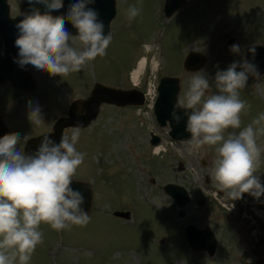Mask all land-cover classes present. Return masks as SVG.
I'll list each match as a JSON object with an SVG mask.
<instances>
[{"label":"rangeland","instance_id":"1","mask_svg":"<svg viewBox=\"0 0 264 264\" xmlns=\"http://www.w3.org/2000/svg\"><path fill=\"white\" fill-rule=\"evenodd\" d=\"M25 0H9L12 17ZM171 19L165 18V0H118L112 23V42L104 57L89 62L80 72L65 77L29 68L37 89L26 94L0 85V117L18 134L20 150L34 137L53 131L61 117L68 116L72 103L86 99L96 83L117 88L133 86L132 73L147 57L145 83H158L165 76L181 80L180 101L185 99L197 73H188L184 61L191 52L202 53L207 65L199 71L209 81L207 95L216 94L215 76L246 59L252 46H264V0H185ZM136 6L140 15L128 19ZM234 39L233 44H228ZM239 45L240 53L231 51ZM159 70L156 71V68ZM241 69L238 67L237 71ZM240 99L249 106L241 113V129L264 113V75L249 74ZM40 110L42 124L29 119ZM241 129H228L238 133ZM72 129L65 131L71 137ZM169 128H161L154 113L118 110L102 106L100 116L82 129L76 149L84 162L73 179L91 183L94 189L90 220L85 226L62 231L41 224L43 243L29 264H257L264 261V196L244 194L231 201L213 179L214 147L188 151V141L175 142ZM164 147L155 154L152 135ZM261 163L256 175L264 184V136ZM184 187L191 202L183 208L164 192V186ZM232 205V207H231ZM257 209L258 211H256ZM185 211L184 219L178 218ZM130 212L131 219L116 218L115 212ZM261 214H260V213ZM263 221V223H262ZM210 226L219 242L217 254L191 251L184 227Z\"/></svg>","mask_w":264,"mask_h":264},{"label":"clouds","instance_id":"2","mask_svg":"<svg viewBox=\"0 0 264 264\" xmlns=\"http://www.w3.org/2000/svg\"><path fill=\"white\" fill-rule=\"evenodd\" d=\"M28 3L43 4L46 11L42 14L33 6L15 25L19 32L15 40L17 63L21 67L32 65L37 71L63 78L107 54L112 35L104 34L99 13L90 7L95 0H74L65 16L51 15L60 11L63 0ZM140 12L136 6L130 7L128 19ZM68 23L76 30L75 35L66 28ZM231 51L240 53L239 45H232ZM250 51L254 56L255 49ZM249 74L259 78L256 67L246 59L232 63L226 71L216 73V94L206 96L211 88L209 81L197 72L185 99L172 112L173 120L179 123L182 117L176 109H187L184 114L186 131L191 135L190 153L204 146L214 147L217 158L213 179L231 201L244 194L256 199L264 196V184L256 175L261 163L262 149L257 141L264 136V113L241 129V113L249 106L240 99V90L246 87ZM29 119L34 124L43 123L38 107L31 110ZM228 129L241 130L226 137ZM80 134V126L73 127L71 137L62 135L58 144L44 136L33 155L20 150L18 134L0 138V264H29L37 246L43 243L41 224L62 231L89 222L82 208L83 193L71 187L84 162V154L75 146Z\"/></svg>","mask_w":264,"mask_h":264},{"label":"water","instance_id":"3","mask_svg":"<svg viewBox=\"0 0 264 264\" xmlns=\"http://www.w3.org/2000/svg\"><path fill=\"white\" fill-rule=\"evenodd\" d=\"M74 0H63V7L59 12L53 11V16H65L69 4ZM185 0H166L165 13L167 18H171L183 6ZM38 8L43 14L46 8L43 4L30 5L28 0L23 4L20 13L17 17L12 18L11 6L8 0H0V83L11 81L14 87L20 91H34L36 88L35 81L32 75L26 71L32 65H25L21 67L17 61L19 60V49L15 46L19 32L15 27L16 23L23 18L22 13H26L31 7ZM99 13V18L105 25L104 34L111 33V24L117 14V0H95V3L90 5ZM68 31L75 35L76 30L70 23L66 24ZM234 43L231 40L229 44ZM255 49L253 56L250 49ZM246 60L252 63L258 72V75H264V47L252 46L247 50ZM207 58L198 52L190 53L184 62V69L188 73H196L205 68ZM254 76V75H253ZM256 77V76H254ZM181 91V80L177 77H163L160 80L158 92V100L155 106V117L160 127L170 128V137L175 141H187L191 139L190 133L186 131L187 116L185 111L187 109L177 108V113L182 117L181 121L177 123L172 118L174 106L179 104V96ZM145 103L144 94L138 90L124 91L120 89L110 88L102 84H96L91 95L87 99L76 100L70 107L68 116L60 118L53 127L51 134L42 135L31 139L25 148L26 155L35 154L44 136H49V139L55 143H59L62 135H65V130L80 126L81 129L88 128L95 122L100 114V108L103 104L115 105L118 107L128 106H143ZM8 134V129L0 119V138ZM160 143V139L153 135L151 144L156 146ZM71 187L83 193L84 204L82 208L86 214H90L93 205V188L89 183H83L73 180ZM164 192L169 195L180 208L185 207L191 202L188 191L178 185L168 184L164 186ZM116 217L130 219L129 212H116ZM186 212L181 210L178 217L183 219ZM186 237L191 248L196 252H207L209 256L216 255L218 242L215 239L214 232L211 228L199 230L194 225L186 227ZM257 264H264L259 260Z\"/></svg>","mask_w":264,"mask_h":264},{"label":"bare ground","instance_id":"4","mask_svg":"<svg viewBox=\"0 0 264 264\" xmlns=\"http://www.w3.org/2000/svg\"><path fill=\"white\" fill-rule=\"evenodd\" d=\"M157 67H159V66H157ZM146 68H147V57H143L140 60V62L138 63L137 68L132 73V79L136 85L139 83L142 76L145 74ZM156 71H158V68H156ZM163 148L164 147H162V146L156 147L155 154H160L161 151H163ZM256 211H258V210H256Z\"/></svg>","mask_w":264,"mask_h":264},{"label":"flooded vegetation","instance_id":"5","mask_svg":"<svg viewBox=\"0 0 264 264\" xmlns=\"http://www.w3.org/2000/svg\"><path fill=\"white\" fill-rule=\"evenodd\" d=\"M14 89V88H13ZM128 90H130V89H128ZM14 91H16V89L14 90ZM16 92H19V91H16ZM20 93H22V92H20ZM34 93V92H33ZM26 94H31V93H26ZM103 106H105V107H109V108H111V109H118V110H124V109H130V110H133V109H135V110H138L136 107H127V108H120V107H117V106H115V105H103ZM23 151H24V149H23ZM186 217V216H185ZM184 217V218H185ZM210 226H208V225H206V226H204V227H202V228H199V229H201V230H204V229H206V228H209ZM211 228V227H210ZM214 231V230H213ZM215 233V232H214ZM184 236H185V242H186V231H185V227H184ZM215 236H216V233H215ZM186 244H187V242H186ZM188 245V244H187ZM203 254H206V253H203ZM208 255V254H207ZM209 256V255H208Z\"/></svg>","mask_w":264,"mask_h":264},{"label":"built area","instance_id":"6","mask_svg":"<svg viewBox=\"0 0 264 264\" xmlns=\"http://www.w3.org/2000/svg\"><path fill=\"white\" fill-rule=\"evenodd\" d=\"M148 97H149V99H150L151 102L154 101V99H155V92H154L153 89H149V91H148Z\"/></svg>","mask_w":264,"mask_h":264}]
</instances>
